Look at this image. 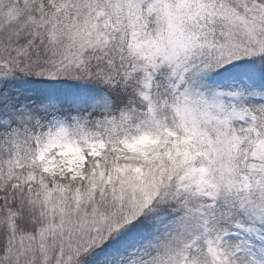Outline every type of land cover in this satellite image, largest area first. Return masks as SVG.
<instances>
[{
	"label": "snow or ice",
	"instance_id": "snow-or-ice-1",
	"mask_svg": "<svg viewBox=\"0 0 264 264\" xmlns=\"http://www.w3.org/2000/svg\"><path fill=\"white\" fill-rule=\"evenodd\" d=\"M0 264H264V0H0Z\"/></svg>",
	"mask_w": 264,
	"mask_h": 264
}]
</instances>
